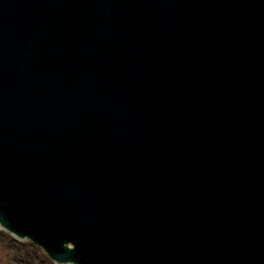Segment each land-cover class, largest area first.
<instances>
[{"label": "water", "instance_id": "95a60500", "mask_svg": "<svg viewBox=\"0 0 264 264\" xmlns=\"http://www.w3.org/2000/svg\"><path fill=\"white\" fill-rule=\"evenodd\" d=\"M0 223L59 262L264 264V0H0Z\"/></svg>", "mask_w": 264, "mask_h": 264}, {"label": "rangeland", "instance_id": "374dc122", "mask_svg": "<svg viewBox=\"0 0 264 264\" xmlns=\"http://www.w3.org/2000/svg\"><path fill=\"white\" fill-rule=\"evenodd\" d=\"M31 254L33 264H58L31 240L20 241L0 228V264H26V257Z\"/></svg>", "mask_w": 264, "mask_h": 264}, {"label": "bare ground", "instance_id": "6f19581e", "mask_svg": "<svg viewBox=\"0 0 264 264\" xmlns=\"http://www.w3.org/2000/svg\"><path fill=\"white\" fill-rule=\"evenodd\" d=\"M20 240V239H19ZM20 241H23L22 239ZM25 241V240H24ZM32 254L31 255H27L26 257V264H33V259H32ZM68 264H73V263H68Z\"/></svg>", "mask_w": 264, "mask_h": 264}]
</instances>
